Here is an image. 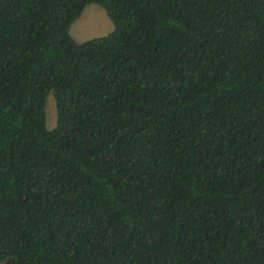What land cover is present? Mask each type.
I'll use <instances>...</instances> for the list:
<instances>
[{
    "label": "trees",
    "instance_id": "trees-1",
    "mask_svg": "<svg viewBox=\"0 0 264 264\" xmlns=\"http://www.w3.org/2000/svg\"><path fill=\"white\" fill-rule=\"evenodd\" d=\"M0 264H264V0H0Z\"/></svg>",
    "mask_w": 264,
    "mask_h": 264
},
{
    "label": "rangeland",
    "instance_id": "rangeland-1",
    "mask_svg": "<svg viewBox=\"0 0 264 264\" xmlns=\"http://www.w3.org/2000/svg\"><path fill=\"white\" fill-rule=\"evenodd\" d=\"M112 23L103 8L97 3H88L80 14L68 26V34L75 42H82L91 38L103 36L112 30ZM45 125H54V107L51 96L45 105Z\"/></svg>",
    "mask_w": 264,
    "mask_h": 264
}]
</instances>
